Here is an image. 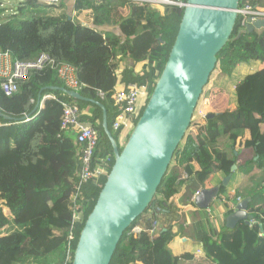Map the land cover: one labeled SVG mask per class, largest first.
<instances>
[{
    "label": "trees",
    "instance_id": "1",
    "mask_svg": "<svg viewBox=\"0 0 264 264\" xmlns=\"http://www.w3.org/2000/svg\"><path fill=\"white\" fill-rule=\"evenodd\" d=\"M244 4L264 10V0H239V7ZM60 7L37 0L20 1L13 15L0 22V48L9 51L13 59L34 60L44 52L56 62L73 65L83 84L78 92L103 105L108 128L121 150L130 131L112 128L124 108L115 103L116 91L129 83L148 88V96L136 106L134 125L168 58L184 8L157 7L137 0H74L71 16L60 12ZM252 59L264 62V27L244 30L237 16L229 40L217 53L214 69L230 75L238 63ZM257 77L249 75L236 86L237 109L192 122L151 202L122 235L109 264H264V233L260 229L264 203L252 195L247 209L252 221L246 224L240 220L228 228L226 218L239 197L226 195L222 186L217 196L223 199L226 212L216 231L208 209H199L192 201L207 187L210 176L229 174L235 162L221 144V136L236 146L241 132L257 127L261 132L256 139H246L241 145L253 144L258 154H264V113L247 97L253 95ZM17 84L18 91L10 96L0 89V112L12 117L0 116V264H59L73 212L83 214V220L74 226L78 238L106 180V175H100L79 187L81 145L69 130H60V100L75 101L81 111H91L82 112L80 118L96 127L98 144L93 161L100 165L108 158L109 172L114 158L102 127L103 108L95 101L76 100L47 87H65L49 68L30 70ZM99 90L105 94L103 99ZM219 93L218 88L210 92ZM38 94L40 99L44 94L55 98H45L42 107H36ZM25 115H29L27 120ZM184 172L187 178H182ZM150 209L152 217L145 218L144 226L150 228L154 221L161 224L155 238L148 231L129 232ZM177 236L198 241L204 256L175 259L169 243Z\"/></svg>",
    "mask_w": 264,
    "mask_h": 264
},
{
    "label": "water",
    "instance_id": "2",
    "mask_svg": "<svg viewBox=\"0 0 264 264\" xmlns=\"http://www.w3.org/2000/svg\"><path fill=\"white\" fill-rule=\"evenodd\" d=\"M238 3L239 0H186L168 58L121 150L108 128L106 111L100 102L63 86H47L76 100L95 101L103 108L102 127L114 158L79 232L71 264H109L122 235L151 202L173 152L192 124L193 113L216 66L217 53L229 40ZM260 27H264V18L248 23L246 30ZM39 102L40 94L36 107ZM0 116L12 119L1 112ZM213 116L209 112L205 119ZM234 168L233 164L220 184L199 190L193 204L208 209L221 186L228 184ZM250 201L251 197H246L236 204L226 218L228 228L240 220L246 224L252 221L253 216L247 211Z\"/></svg>",
    "mask_w": 264,
    "mask_h": 264
},
{
    "label": "built area",
    "instance_id": "3",
    "mask_svg": "<svg viewBox=\"0 0 264 264\" xmlns=\"http://www.w3.org/2000/svg\"><path fill=\"white\" fill-rule=\"evenodd\" d=\"M21 1V0H20ZM41 3L58 4L61 0H37ZM142 3L150 5H177L183 7L184 3L179 0H137ZM237 16L241 18V26L245 28L248 23L264 18V10L257 9L250 4H244L238 7ZM49 68L55 71L56 76L62 81L65 88L78 91L83 84L78 81L76 75V68L66 62H56L47 53H40L34 60H19L13 59L7 50L0 48V89L2 92L10 96L18 91L17 82L27 77L30 70H43ZM148 88L146 85H138L136 83H129L125 88L116 91L114 96L115 103L120 107L124 106L112 123L114 130L123 128L125 131H130L134 126L132 118L136 115V106L144 101L148 96ZM98 96L103 99L105 94L103 91H98ZM43 98H55L53 94H46ZM33 101V100H32ZM40 103V102H39ZM63 108L60 120V130H69L75 137L76 142L81 145L80 162L81 169L79 174V187L91 180L93 177L100 175H107V165L109 159L100 164H94L93 158L95 149L98 144V132L96 127L90 122L80 118L82 111L75 101L60 100ZM200 105V104H199ZM197 106L193 114V120H203L205 112L200 106ZM29 115H25L27 120ZM264 127V123H263ZM187 173L184 172L182 178H187ZM157 209V208H156ZM153 210H148L145 214L146 219L152 217ZM83 220V214L80 211H74L72 214V226H70L67 244L63 260L59 264H71L73 252L76 246V224ZM159 228L157 222L154 221L152 227L145 228L144 221L141 220L133 225L129 232L136 234L141 231H148L151 238H155ZM264 233V222L261 226ZM261 235V234H260ZM73 251V252H72Z\"/></svg>",
    "mask_w": 264,
    "mask_h": 264
},
{
    "label": "crops",
    "instance_id": "4",
    "mask_svg": "<svg viewBox=\"0 0 264 264\" xmlns=\"http://www.w3.org/2000/svg\"><path fill=\"white\" fill-rule=\"evenodd\" d=\"M19 2L20 0L14 2L7 1V7H4L6 9H3L2 12L0 11V22L6 21L13 15ZM73 2L74 0H61L58 3V5H61L60 12L64 11L73 16ZM3 5V0H0V9ZM252 74H258L257 85L253 91V95H247V97L250 98V104H253L264 113V62L254 59L249 62L238 63L230 75H225L219 69H214L210 76L208 87L221 89V93L210 94V90L209 94L202 95L201 104L199 105L200 108L206 114L209 112L216 114L222 111L237 109L240 103L238 102L236 94V86L245 77ZM43 96L40 99V107L43 105ZM82 112L85 114L91 111L88 108H84ZM260 132L261 130L257 127L250 129V131L241 132V139L237 141L236 146L226 136L220 137L224 149L227 151L229 157L235 161V168L231 171L228 184L223 186L225 188L224 193L228 196H238L237 203L246 197H251L252 200V195L257 197L260 203H264V154H258L256 152V146L253 144L250 146L241 145V142L246 139L255 140ZM192 168L197 169L196 163H192ZM225 176L221 173L213 174L207 181V187L220 184ZM208 209L209 212L207 213L213 222V227L218 231L221 228L222 220L226 212L223 199H219L217 196ZM160 226L161 224L158 225V228ZM169 249L178 261L204 256L201 244L187 237H174L169 243Z\"/></svg>",
    "mask_w": 264,
    "mask_h": 264
},
{
    "label": "rangeland",
    "instance_id": "5",
    "mask_svg": "<svg viewBox=\"0 0 264 264\" xmlns=\"http://www.w3.org/2000/svg\"><path fill=\"white\" fill-rule=\"evenodd\" d=\"M7 1L8 2H14V1H16V0H3V2H4V5H3V7H1V12L3 11V9H6V8H4V7H7ZM154 5V4H153ZM154 6H157V7H161V5H154ZM10 15V14H9ZM16 18H20L19 16H17ZM212 73H213V71H212ZM211 73V74H212ZM211 76V75H210ZM209 82H210V78H209ZM209 82H208V84L206 85V87L204 88V91H203V95H207V94H209V92H210V90H212L213 88L211 87V88H209L208 86H209ZM199 104H201V102L199 101V103H198V105ZM209 210V209H208ZM207 212H209V211H207ZM144 216V215H143ZM210 217V216H209ZM126 232H127V230H126ZM76 238H77V235H76ZM182 238H184V237H182ZM73 252V251H72Z\"/></svg>",
    "mask_w": 264,
    "mask_h": 264
},
{
    "label": "clouds",
    "instance_id": "6",
    "mask_svg": "<svg viewBox=\"0 0 264 264\" xmlns=\"http://www.w3.org/2000/svg\"><path fill=\"white\" fill-rule=\"evenodd\" d=\"M244 30H246V27L244 28ZM203 95V94H202ZM201 99H202V97H201ZM201 99H200V102H201ZM199 103V102H198ZM198 106V105H197ZM197 108V107H196ZM196 110V109H195ZM194 113H195V111H194ZM193 113V114H194ZM205 115H206V112H205ZM204 119H205V116H204ZM195 120H193V116H192V122H194ZM107 176V175H106ZM146 214V213H145ZM145 215H144V218H143V221L145 220ZM261 226H262V224H261Z\"/></svg>",
    "mask_w": 264,
    "mask_h": 264
}]
</instances>
